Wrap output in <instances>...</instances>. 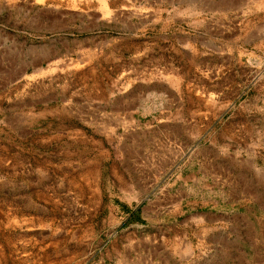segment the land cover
<instances>
[{
    "label": "rangeland",
    "instance_id": "obj_1",
    "mask_svg": "<svg viewBox=\"0 0 264 264\" xmlns=\"http://www.w3.org/2000/svg\"><path fill=\"white\" fill-rule=\"evenodd\" d=\"M173 1L145 17L144 0H0V57L12 42L19 59L31 46L42 72L32 97L62 96L45 108L98 122L99 150L140 156L147 166L133 168L136 185L174 154V168L202 171L204 200H236L264 218V25L251 30L248 4L203 12L201 0ZM148 80L161 103L142 109ZM15 86L0 87V264H96L121 227L105 217L116 201L88 205L86 179L54 167L48 153L43 169L30 167L26 136L18 143L8 124L49 120L42 103L30 113L10 108ZM122 90L129 111L112 112Z\"/></svg>",
    "mask_w": 264,
    "mask_h": 264
},
{
    "label": "crops",
    "instance_id": "obj_2",
    "mask_svg": "<svg viewBox=\"0 0 264 264\" xmlns=\"http://www.w3.org/2000/svg\"><path fill=\"white\" fill-rule=\"evenodd\" d=\"M144 2L145 17H155L162 11V2L171 8L174 3L173 0ZM247 4L251 30L264 25V0H201L200 9L216 12ZM117 24L111 23L114 29ZM152 28V22H147L142 30ZM202 31L206 34V27ZM11 44L14 50L9 51V58L0 57V87L16 85L8 104L14 111L24 105L30 113L42 103L49 120L8 124L15 129L18 143L26 136L25 151L31 155L30 167L36 172L43 169L48 153L49 163L54 167H68L75 178L86 179L79 189L89 192L85 195L90 200L88 205H94L103 197L116 201L117 210H107L105 217L119 222L121 227L118 235L109 240L99 261L108 257L112 264H264V218L254 215V211L244 214L236 200H204L200 195L202 171L197 170L195 176L188 169L174 168V154L163 155L162 166L143 174L136 185L131 177L133 168L147 166L140 161L141 157L125 153L115 156L99 150L98 122L82 123L78 113L64 107L45 108L46 104L64 103L62 96L49 93L46 98H33L29 87L40 78L41 69L35 68L31 46H24V55L19 59L15 42ZM123 74L122 70L120 75ZM3 80L7 82L1 84ZM23 80L25 83L19 84ZM143 84L144 91L137 94L142 109L159 106L157 92H149L152 82L148 80ZM19 87L27 90L17 91ZM123 90L110 105L112 112L114 109L122 113L129 111ZM76 94L78 91H73L71 96ZM103 172L107 175L105 184L99 180ZM143 192L148 194L141 200ZM99 261L96 264H100Z\"/></svg>",
    "mask_w": 264,
    "mask_h": 264
}]
</instances>
